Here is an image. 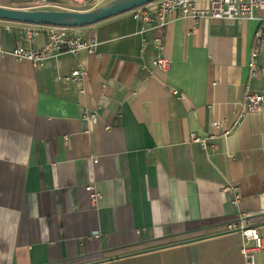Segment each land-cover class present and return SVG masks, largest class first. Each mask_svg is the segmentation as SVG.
Masks as SVG:
<instances>
[{"label": "crops", "instance_id": "crops-1", "mask_svg": "<svg viewBox=\"0 0 264 264\" xmlns=\"http://www.w3.org/2000/svg\"><path fill=\"white\" fill-rule=\"evenodd\" d=\"M109 1L0 7L87 11ZM159 4L141 7L149 22L134 10L83 28L98 38L95 54L41 66L11 53L45 35L29 43L30 25L0 20V264H245L228 224L244 220L264 238V106L228 137L213 126L232 128L246 93L264 90L248 70L260 24L175 13L158 30ZM159 35L168 70L153 66ZM77 70L81 81L65 79ZM88 185L102 193L97 207ZM226 187L239 188L237 206ZM256 258L264 264V251Z\"/></svg>", "mask_w": 264, "mask_h": 264}, {"label": "built area", "instance_id": "built-area-1", "mask_svg": "<svg viewBox=\"0 0 264 264\" xmlns=\"http://www.w3.org/2000/svg\"><path fill=\"white\" fill-rule=\"evenodd\" d=\"M98 1L71 0L74 5L82 9L87 8L92 2L96 4ZM197 2L198 0H160L155 28L158 30L165 28L169 22V16L175 13L194 20L205 18L210 22L224 20L258 21L260 26L253 40L248 70L251 78L261 76L264 79V68L259 66L260 50L264 43V0H208L206 9L199 8ZM133 17L134 19H144L146 22L152 21L149 12L141 7L135 9ZM43 35H45L46 41L41 47L29 49L18 47L11 55L17 61H27L34 66H41L47 59L62 53L78 54L87 52L93 55L99 45L97 36L88 35L83 28L30 25L21 32V39L33 43L36 38ZM155 45L158 55L153 61L154 68L168 70L171 62L164 55L165 46L162 35L155 39ZM85 76L86 73L84 71L77 70L65 79L67 81H81ZM176 94L178 95L177 92ZM181 98L183 99V96ZM263 106L264 90L259 92L248 91L241 103V109L237 114L233 127L225 128L226 122H216L213 126L222 132L221 136L228 137L244 118L260 112ZM95 118L93 116V119ZM107 129L109 130L110 128L108 127ZM191 141L200 143L204 147L207 146V139H202L195 134H191ZM86 191L89 193L90 203L97 207L102 200V193L92 185H88ZM223 191L235 193L236 199L233 204L235 206L239 204L238 187H226ZM227 229L241 233L243 237L241 253L245 264H257V254L264 251V238L259 230L255 227L247 226L244 220L239 223L228 224Z\"/></svg>", "mask_w": 264, "mask_h": 264}, {"label": "water", "instance_id": "water-1", "mask_svg": "<svg viewBox=\"0 0 264 264\" xmlns=\"http://www.w3.org/2000/svg\"><path fill=\"white\" fill-rule=\"evenodd\" d=\"M159 0H112L87 11L22 10L0 7V20L35 26L85 28Z\"/></svg>", "mask_w": 264, "mask_h": 264}]
</instances>
